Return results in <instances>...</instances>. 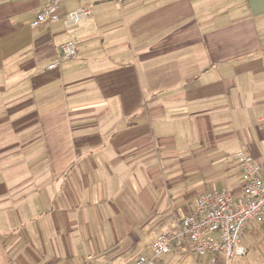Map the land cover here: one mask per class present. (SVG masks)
Returning <instances> with one entry per match:
<instances>
[{
    "label": "crops",
    "instance_id": "crops-1",
    "mask_svg": "<svg viewBox=\"0 0 264 264\" xmlns=\"http://www.w3.org/2000/svg\"><path fill=\"white\" fill-rule=\"evenodd\" d=\"M87 4L92 16L69 29L62 6L33 27L42 0H0V264H70L75 239L93 264H128L203 193L241 194L237 153L264 169V0L74 11ZM69 42L77 54L47 71ZM241 247L160 264H264V221Z\"/></svg>",
    "mask_w": 264,
    "mask_h": 264
},
{
    "label": "built area",
    "instance_id": "built-area-1",
    "mask_svg": "<svg viewBox=\"0 0 264 264\" xmlns=\"http://www.w3.org/2000/svg\"><path fill=\"white\" fill-rule=\"evenodd\" d=\"M44 5L33 22V27L45 26L60 20L58 12L62 0H42ZM92 16V5L68 13L64 18L67 28L76 27ZM77 54L74 42L61 46L60 53L47 71ZM241 166L239 196L227 190L207 191L197 199L194 210L176 228L158 235L150 245V254L142 255L135 264H160L162 257L174 250L182 254L211 255L215 259L224 255L227 259L243 256L241 242L248 225L264 221V169L247 152L235 155ZM88 256L82 264H91Z\"/></svg>",
    "mask_w": 264,
    "mask_h": 264
},
{
    "label": "rangeland",
    "instance_id": "rangeland-1",
    "mask_svg": "<svg viewBox=\"0 0 264 264\" xmlns=\"http://www.w3.org/2000/svg\"><path fill=\"white\" fill-rule=\"evenodd\" d=\"M80 0H62L61 2V6H62V10L60 11V15H63V14H68V13H71L74 11V8H77L75 6H77V3L79 2ZM106 12L108 13H117V14H121L123 11L120 9V6H112L110 4H107L106 6H103L102 7ZM137 227H129V228H126L124 229L125 231H129L131 234L132 232H136ZM139 230V229H138ZM146 232V230H144ZM96 236V239L98 240V243L101 242L103 243V240L102 238L99 239L98 236L95 234ZM148 236V235H147ZM146 236V237H147ZM144 237L143 239H145L144 242H149L150 240V237ZM111 241L115 242V236L113 234L109 235V237ZM72 239V238H71ZM129 238L126 237L125 240H128ZM74 241V242H73ZM72 245H71V255L73 257L72 261L70 262V264H80V261H81V264L84 262V260L86 259V255L87 252H88V248H92L91 246V243L89 244H84L83 242H81V240L79 239H75V240H72L71 241ZM132 246V245H131ZM142 243H139L138 245H135V247L133 248V250L129 253V259L128 260V264H130V262L133 260H138V258L142 255H148L150 254V248L149 249H146V250H142ZM163 258V257H162ZM91 264H93V261H91ZM134 264V263H133Z\"/></svg>",
    "mask_w": 264,
    "mask_h": 264
}]
</instances>
